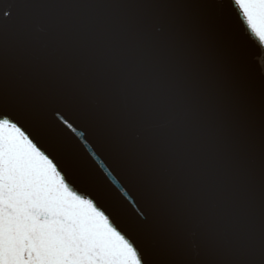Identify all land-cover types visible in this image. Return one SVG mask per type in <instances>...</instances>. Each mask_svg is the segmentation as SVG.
<instances>
[{"label": "water", "instance_id": "1", "mask_svg": "<svg viewBox=\"0 0 264 264\" xmlns=\"http://www.w3.org/2000/svg\"><path fill=\"white\" fill-rule=\"evenodd\" d=\"M0 33L3 107L110 188L149 264H260L264 46L231 0H0Z\"/></svg>", "mask_w": 264, "mask_h": 264}, {"label": "snow or ice", "instance_id": "2", "mask_svg": "<svg viewBox=\"0 0 264 264\" xmlns=\"http://www.w3.org/2000/svg\"><path fill=\"white\" fill-rule=\"evenodd\" d=\"M231 3L247 34L264 46V0ZM162 19L147 14L142 25ZM110 194L92 172L78 169L3 107L0 96V264H149Z\"/></svg>", "mask_w": 264, "mask_h": 264}]
</instances>
